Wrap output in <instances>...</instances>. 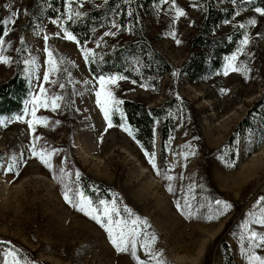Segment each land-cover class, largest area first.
I'll use <instances>...</instances> for the list:
<instances>
[{
    "label": "rangeland",
    "instance_id": "374dc122",
    "mask_svg": "<svg viewBox=\"0 0 264 264\" xmlns=\"http://www.w3.org/2000/svg\"><path fill=\"white\" fill-rule=\"evenodd\" d=\"M44 5V0H0L2 21L14 11L19 13L13 18L14 24H4L9 34L4 37L3 55L11 63H0V83L16 69L27 78L29 94L24 110L26 105L30 110L28 102L40 94L41 86L49 96L63 97L55 112L45 108L36 112L37 117L48 120L46 126H35V136L40 138L37 151L56 150L52 170L33 158V133L28 124L15 121V116L0 118V241L4 242L0 243V264H4V252L9 249L32 264H137L130 253L115 250L95 221L65 202L63 184L58 182L61 169L71 174L65 182L73 190L78 187L82 191L76 172L112 188V200L120 210V216L114 218L146 219L150 227L141 226L142 239L155 234L152 251L163 264H225L227 259L248 264L244 225L264 234V227L250 223L264 207L260 200L264 197V142L259 144L256 134L246 128L229 141L264 91L258 82L259 78L264 80V16L256 11L242 13L223 28L227 31L235 24L245 25L250 42L236 63L247 65V79L237 72L227 76L215 73L198 84L187 79L178 84L179 92L191 105L190 114L176 123L171 145L174 151L168 147L166 168L160 165L157 153V175L131 136L119 126L107 127L96 104L98 79L90 74L80 46L60 38L63 33L46 18ZM92 5L90 0L79 3L83 8ZM175 5L185 13L179 19L172 3L161 0L143 14V20L157 48L179 68L189 57L190 41L202 13L197 0H175ZM251 19L257 21L255 26L249 25ZM46 34L50 37L49 50L64 61L61 71L50 77L55 83L43 81L48 67ZM115 34L113 29L97 32L87 49L114 39ZM33 59L34 66L26 63ZM172 82L167 76L156 90L124 80L106 87L117 99L154 106L168 98ZM221 89H226V94ZM25 119L31 120V115ZM13 158L16 166L9 172ZM165 173L173 179L166 180ZM112 200L107 201L110 204ZM217 200L231 208L224 212ZM177 201L182 207L185 201L191 205V217H187L186 208L185 214L178 211ZM94 204L102 207L99 202ZM124 207L132 210L133 217L123 212ZM253 251L264 257V247ZM137 256L145 264H156L139 246Z\"/></svg>",
    "mask_w": 264,
    "mask_h": 264
},
{
    "label": "trees",
    "instance_id": "16d2710c",
    "mask_svg": "<svg viewBox=\"0 0 264 264\" xmlns=\"http://www.w3.org/2000/svg\"><path fill=\"white\" fill-rule=\"evenodd\" d=\"M90 1L93 5L89 8L80 7V2L74 3V11L81 15L74 16L70 21L67 20L64 0H44V13L50 21L60 20L80 41V48H87L99 31H116L114 39L88 49L95 53L94 58L86 63L94 78L124 76V81L156 90L167 76L172 77L171 93L163 103L150 106L139 100H122L124 103L120 108L124 118L118 112L112 114L113 124H127L141 149L155 153V159L158 153L160 165L166 168L168 147L174 151L171 145L177 132L176 123L179 118L189 115L191 109L189 101L179 92V85L185 79L191 84H198L215 73L223 74L228 58L237 53L246 35V28H240V24L227 31L223 28L233 22L237 13L264 9V0H197L202 17L190 41L189 57L179 68L174 67L157 48L143 20V14L152 11L161 0ZM3 32L4 24L0 23V35ZM258 80L264 86V80ZM28 94V80L16 69L10 78L0 83V118L22 115ZM245 128L256 134L259 144L264 142V91L239 123L236 135L229 142H233ZM78 185L95 203L110 201L115 194L112 188L86 177H80ZM225 264L234 263L227 259Z\"/></svg>",
    "mask_w": 264,
    "mask_h": 264
},
{
    "label": "snow or ice",
    "instance_id": "6c2138e0",
    "mask_svg": "<svg viewBox=\"0 0 264 264\" xmlns=\"http://www.w3.org/2000/svg\"><path fill=\"white\" fill-rule=\"evenodd\" d=\"M66 4V16L67 20H72L73 17H79L81 15L80 12L74 11L73 4L79 3L80 0H64ZM165 2H171L173 8L176 12V18L179 19V17L185 15L183 10L176 7L175 0H165ZM82 6V4H81ZM255 11L260 15L264 16V9L256 8ZM130 14V13H129ZM239 15V13H237ZM19 13L12 12L11 17L5 21H0V23L3 24H14L15 19L18 18ZM51 23L56 25L60 32L63 33V36L60 37L62 39H66L69 41H72L76 43L78 46H80V41L77 39V37L68 30L67 27L64 26L58 19L51 20ZM257 21L255 19H251L249 21V25L255 26ZM113 27H117L116 24L112 25ZM240 28H244V24L239 25ZM9 30H4L3 34L0 35V63L4 64H10L11 61L3 55V51L5 50L4 45L6 43L4 37L8 36ZM59 36V33L57 34ZM105 35H113V33H105ZM173 39H175V33H171ZM45 41V47L44 52L47 54V71L43 73V81L44 83H55V81L50 80V77L59 73L61 71L60 65L64 63L63 59L57 60L53 52L49 50L48 47V40L50 37L46 34L43 37ZM250 42L249 36L245 35L244 39L241 41V46L237 50V53L233 56L229 57L227 60V63L225 64L223 75L227 76L230 72H237L242 75H244L245 79H247V73L249 71L247 65H237V60L240 55L244 53V48L248 45ZM176 43L179 44L180 41L176 40ZM99 46V44L97 45ZM82 55L84 57L85 62H90L91 58H94L95 53L91 50H88L86 46H81ZM26 63L35 65L36 61L35 59L31 61H26ZM126 79L124 76H100L98 78L97 83L99 84V90L95 92L96 96V104L100 108V111L103 113V118L107 123L108 128H112L115 125L112 121V114L114 112H118L121 116V118H124V113L122 109L120 108V105L124 103V101L117 99L116 96L112 91H110L106 86L107 85H115L118 81ZM64 85L61 84L60 88L63 89ZM147 87V86H144ZM222 93L227 92L226 89H221ZM39 95H33L31 100L28 102L31 106L30 110L29 107L26 105L24 114L15 116L13 119L15 121L23 122L28 124V128L33 133V142L31 146V152L33 158L39 159L40 163H42L46 168L49 170H52V157L55 155V151H49L47 149H43L40 151H37L36 144L39 137L35 136V126L37 124L46 126L48 123L47 118H41L36 116V112L39 108H45L50 109L51 111L55 112L59 107V101L63 99L62 96L55 95V96H49L47 94V90L41 86L39 89ZM179 99V97H177ZM31 115V120H26L25 117ZM57 123H59L57 121ZM121 130L125 131L129 136H131L133 139H135L133 130L125 123H121L119 125ZM142 147V146H141ZM187 147H191L190 145ZM143 150V148H142ZM144 155L148 158V162L151 164L152 168L154 170H157V175H160L159 170L157 169L156 159H155V153H149L147 151L144 152ZM187 158V154H185V159ZM16 166V159H12V164L8 166V171L12 172L13 169ZM61 171L60 180L58 182L63 184L64 190H63V198L66 203L71 205L73 208H75L77 211L83 213L85 216H88L90 219L95 221L101 228L104 229V231L107 233L108 239L112 246L115 248V250L118 253H130L131 256L136 259L137 264H145L143 260L140 259L139 256H137V250L138 246L142 248L146 255H148L152 260L156 261V264H163V261L159 259L158 255L153 253L152 248L153 245L156 242V236L155 234H151L150 236H145L142 239V232H141V226L144 227H150L148 224V221L146 219H141L140 217H135L134 219L129 220H123V219H116L114 217L120 216V210L117 207L116 200L113 199L112 202L109 204L108 201L100 200L99 205L102 206L101 208H98L94 202L85 196V194L79 190L77 187L75 190L71 188L66 182L65 178L70 176V173L64 172L63 169ZM19 174L18 172L16 173ZM56 178L55 176L53 177ZM76 181L78 182L80 179V173H75ZM164 178L168 181H171L173 177L171 175H167L165 173ZM171 185L168 187V191L172 192ZM261 202H264V197L260 198ZM217 205L222 206V209L224 212L229 210L231 208V205L227 202L217 200L215 202ZM178 211L181 212V214H185V208L188 209L187 211V217L192 216L191 212V205L188 204L187 201H185V205L182 207L180 205V202H176ZM259 207V202L258 205ZM261 214L259 216L253 215L250 223L260 225L261 227H264V207H261L260 209ZM123 212L128 215L129 218L133 217V212L130 208L124 207ZM223 214V213H220ZM212 217H209L211 219ZM245 232L247 233V240H248V247L247 250L244 252V255L246 256L248 260V264H264V257L257 255L253 249L255 248H261L264 247V234H260L256 231H251L249 229V225H244ZM243 239V237H242ZM0 243H4L3 241H0ZM10 243V242H9ZM4 264H32V261L28 258H20L17 256V253L11 249L4 252Z\"/></svg>",
    "mask_w": 264,
    "mask_h": 264
}]
</instances>
